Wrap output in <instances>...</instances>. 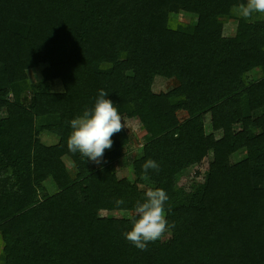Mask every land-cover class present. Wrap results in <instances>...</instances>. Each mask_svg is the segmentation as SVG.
<instances>
[{
    "label": "trees",
    "instance_id": "trees-1",
    "mask_svg": "<svg viewBox=\"0 0 264 264\" xmlns=\"http://www.w3.org/2000/svg\"><path fill=\"white\" fill-rule=\"evenodd\" d=\"M243 2L0 0V264H264V14L241 18ZM156 77L178 85L154 93ZM100 90L149 137L134 181L114 170L125 127L102 165L68 150ZM148 159L160 170L145 176ZM205 159L218 171L183 178ZM149 188L174 227L141 251L123 236L132 218L103 212L134 213Z\"/></svg>",
    "mask_w": 264,
    "mask_h": 264
},
{
    "label": "clouds",
    "instance_id": "clouds-1",
    "mask_svg": "<svg viewBox=\"0 0 264 264\" xmlns=\"http://www.w3.org/2000/svg\"><path fill=\"white\" fill-rule=\"evenodd\" d=\"M232 12L243 19H250L253 14H264V0H246L232 6ZM108 93L100 90L94 107L83 110L81 115L72 119L71 132L67 138L68 150L79 153L87 161L96 165L104 163L103 156L106 149L113 145L112 137L119 133L125 122ZM143 173L159 172L160 165L153 159H148L142 165ZM169 197L160 188H149L144 193L143 202L137 201L133 217L132 228L123 233L125 239L141 251H146L148 244L160 240L164 234L174 227L166 218L165 204ZM117 206L124 204L123 199L116 200Z\"/></svg>",
    "mask_w": 264,
    "mask_h": 264
},
{
    "label": "rangeland",
    "instance_id": "rangeland-1",
    "mask_svg": "<svg viewBox=\"0 0 264 264\" xmlns=\"http://www.w3.org/2000/svg\"><path fill=\"white\" fill-rule=\"evenodd\" d=\"M190 19V20H189ZM192 19V20H191ZM175 21H182L183 23L188 22H195L196 21V17L195 16H190V15H181L180 19H177ZM191 22V23H192ZM29 76L32 82L36 83L38 81H40L41 79V69H35L29 72ZM58 86L55 87V90H60L61 89V84L58 82ZM178 85L176 80L173 79H165L163 77H156L154 84H153V92L154 93H167L170 90L176 88ZM178 117L181 120V122H184L186 119H188V114L186 112H179L178 113ZM126 126V130L128 131L129 135L131 136V145L129 146L128 149V153L121 158L118 162H116V164L114 165V170L116 171V173L118 174V176L120 178L126 177L129 178L131 181H134V175H133V171H132V161L138 157L142 150L143 147L149 142V137L146 134V131L143 129L142 125L137 121V120H124ZM206 133H207V137L209 138V144L212 145V143H214V141L220 139L223 134L220 133H213L212 131V127H211V118L210 116H207L206 118ZM46 141L49 144H53L52 142L55 140L51 137L46 138ZM62 147L60 146L57 150L58 155H61L63 152ZM62 156V155H61ZM63 160L65 161V163L67 164V166L69 168L73 167L72 161L66 157L64 155ZM219 169L218 165L215 164H211L209 159H205L202 164L200 166L194 167L192 169H190L189 171H187L184 175V179L187 178H191L194 179V177L196 176V173H200L201 177H203L204 173L207 171H213V172H217ZM199 181V179H194V181ZM48 187H49V191L50 193L54 192V188L55 186L53 185V183L49 180V182L47 183ZM138 188H144V187H140L138 186ZM56 189V188H55ZM86 202L88 204L91 203V199L86 196ZM104 216H110V217H115V218H132L133 213L132 212H114V213H107V212H103Z\"/></svg>",
    "mask_w": 264,
    "mask_h": 264
}]
</instances>
